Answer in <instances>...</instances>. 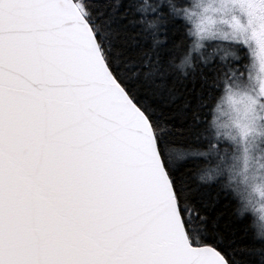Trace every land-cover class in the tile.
<instances>
[{
  "label": "snow or ice",
  "instance_id": "snow-or-ice-1",
  "mask_svg": "<svg viewBox=\"0 0 264 264\" xmlns=\"http://www.w3.org/2000/svg\"><path fill=\"white\" fill-rule=\"evenodd\" d=\"M207 11L0 0V264H264V0Z\"/></svg>",
  "mask_w": 264,
  "mask_h": 264
},
{
  "label": "clouds",
  "instance_id": "clouds-1",
  "mask_svg": "<svg viewBox=\"0 0 264 264\" xmlns=\"http://www.w3.org/2000/svg\"><path fill=\"white\" fill-rule=\"evenodd\" d=\"M140 5H152L150 0H140ZM206 29H210L215 31L212 25H205ZM216 39L215 37H209L205 39L194 38L195 42L189 45L188 50L181 56L178 61H172V65L175 69H177L181 76L187 75L189 70H193L196 66V60L199 58L200 62H203L206 58V49L209 43H213ZM214 49H207V53L211 54ZM195 57V58H194ZM185 151L187 155L184 157L185 159L192 155V150L182 149ZM197 179H200L201 176L207 175L206 172L197 170L195 173ZM215 179V176L210 177ZM252 227L256 230V232L260 235H264V219H261L260 215L257 214L255 216V220L252 223Z\"/></svg>",
  "mask_w": 264,
  "mask_h": 264
},
{
  "label": "rangeland",
  "instance_id": "rangeland-1",
  "mask_svg": "<svg viewBox=\"0 0 264 264\" xmlns=\"http://www.w3.org/2000/svg\"><path fill=\"white\" fill-rule=\"evenodd\" d=\"M198 3H202L204 7L208 8V11L205 15L211 16L214 20L212 27L214 30H224L225 25L221 22L222 13L219 11H215V9H219L221 0H196ZM195 11H201L200 8L195 9Z\"/></svg>",
  "mask_w": 264,
  "mask_h": 264
},
{
  "label": "trees",
  "instance_id": "trees-1",
  "mask_svg": "<svg viewBox=\"0 0 264 264\" xmlns=\"http://www.w3.org/2000/svg\"><path fill=\"white\" fill-rule=\"evenodd\" d=\"M150 2H151V4H153L154 3V0H150ZM184 53H185V50L184 49H177V50H175L171 54L172 61H174V62L175 61H178ZM172 71H173L174 75L177 78H182L180 72L177 69H175L174 67H172ZM189 72H191V70H189ZM174 147H176L178 150L179 149H188L190 147V145L188 143H186L182 137L177 136V142L174 145ZM245 223L250 226V231H254V228L251 226V221L249 219H246L245 220Z\"/></svg>",
  "mask_w": 264,
  "mask_h": 264
}]
</instances>
